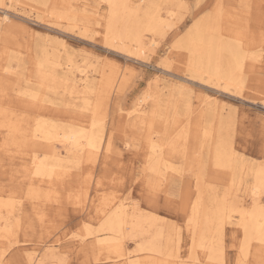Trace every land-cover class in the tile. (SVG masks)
Returning a JSON list of instances; mask_svg holds the SVG:
<instances>
[{
  "label": "rangeland",
  "instance_id": "rangeland-1",
  "mask_svg": "<svg viewBox=\"0 0 264 264\" xmlns=\"http://www.w3.org/2000/svg\"><path fill=\"white\" fill-rule=\"evenodd\" d=\"M133 1L142 4L143 15L148 0ZM151 2L162 15L166 14L168 9L175 8L170 0ZM185 4V8L180 11L175 9L178 11L176 15L167 17L170 28L166 26L163 36H156L157 43L149 44L143 51L139 50L138 55V48L131 43H127L126 47L132 49V54L105 45V29L109 16L106 0H6L4 7L15 6L21 12L14 9L8 11L10 20L4 22V25L12 26L8 34L10 40L6 43V48L4 47L8 51L3 54L0 51V79L3 81L0 86V204H9L1 209L4 216L1 214L0 217V264H33L39 258L42 264H94L95 257L100 255L104 261L102 264H110L113 262V254L99 253L93 242L96 236L88 233H96L99 225L101 228L98 208H101L103 203H119L121 200H127L126 203L140 206L144 211L158 216L162 228H167L164 230L166 237L172 227L175 242H172L173 245L170 243L166 250V253H172V262L179 259L180 262L191 264L189 259L192 250L197 252L198 264L206 260L211 262L207 252L202 254L207 248L192 245L193 233L189 224L193 200L198 196L196 173L199 171L200 157L203 158V185L208 191L210 208L216 209L223 200L226 201H223L227 207L226 211H229L230 206L235 209L240 206H252L253 195L250 189L253 177L250 167H264V0H185ZM217 7L221 10L217 18L220 23L216 20L213 25L217 27V23L221 24L222 30L215 34L216 37L224 44L228 42L227 45L250 55L240 69L243 71L239 70V82L228 88L224 87L223 80L216 84L215 81L207 79L208 77L200 80L192 76L188 70L187 53L174 46L196 21L217 13ZM3 11L4 9H0V15ZM64 12L67 14L64 15ZM88 13L89 15H86ZM143 33L148 41L151 35ZM238 34L245 38H240ZM66 52L79 65L92 71L91 77L97 85L89 92L90 96L85 95V100L89 101L90 109L95 108L99 124L104 128V143L92 161L85 158L71 160L65 148L57 143L56 150L66 161H62L63 166L59 169L63 168L65 172L56 179L53 188L46 183H40L42 188H39L37 184L30 182L31 179L37 180L32 173L33 161L34 157H37V160L45 157L47 148L43 144L42 148L33 143L32 133L36 122L45 119L61 127L71 126L72 121L78 120L79 113L69 107V87H60L57 81L49 76L44 84L41 79L38 80L40 74L37 61L46 57L58 60L57 54L60 53L62 58L59 59L64 63ZM134 53L137 55L134 56ZM16 57L23 59L22 66H19ZM64 67L65 64L58 66V71L61 72ZM77 72L78 70L73 69L72 76L78 83L80 78ZM110 73L118 80L113 86L108 84V81L113 79L109 76ZM27 85L28 91L38 92L39 96L34 101L38 106H35L24 92H20ZM183 89L185 91H181ZM160 91L163 98L158 95ZM73 95L76 96L74 93ZM150 95L159 101L160 109L154 106L152 97H148ZM160 97L162 102L157 99ZM74 100L81 101L78 98ZM40 104L45 109L41 110ZM136 104L144 111V115H141L144 118L142 121L141 117H136ZM99 107H102L103 111ZM203 110V113H206L202 124L207 126L209 133L204 136L203 125L201 131H197L192 125L186 142L180 140L179 132L189 126L187 119L195 121L199 115L198 111ZM164 112L169 113L170 118L179 117L180 120L176 124L179 127H175L176 130L172 129V124L170 126L166 123L169 116L164 115ZM219 115L222 116L221 120ZM153 123L158 126H153ZM14 125L18 127L17 131L12 129L11 126ZM12 136L17 138L16 141ZM169 138L174 140L173 143L180 140V147L174 151L175 154H164L166 163L173 165L175 169H163L165 178L158 181L160 188L154 192L149 184L156 180L147 169L149 154L152 152L151 141L164 145L162 148L166 149ZM219 138L229 139L227 141L232 143L236 155L247 161L242 172L236 176L238 178H234L230 169L227 168V171L226 167L209 163L212 161L209 158V149ZM205 139H208L209 143L205 142ZM108 141L111 143V151L107 154L105 148ZM201 142H205V145L203 150L201 148L202 154H198ZM226 187L231 188V191ZM32 193H35V196ZM262 195L264 198V194ZM221 196L222 198L217 200ZM236 200L239 202L236 203ZM233 212L236 213L235 216ZM232 213L231 218L224 224V252L218 256L215 254L214 263L264 264L262 244L254 241L250 251L247 254L244 252L245 236L240 225V214H237L236 210ZM124 232L125 250L131 252L134 258H139L141 254L135 251L138 242L132 240L130 228L126 227ZM216 243L214 238L212 244ZM30 256L34 258L33 261H30Z\"/></svg>",
  "mask_w": 264,
  "mask_h": 264
},
{
  "label": "bare ground",
  "instance_id": "bare-ground-1",
  "mask_svg": "<svg viewBox=\"0 0 264 264\" xmlns=\"http://www.w3.org/2000/svg\"><path fill=\"white\" fill-rule=\"evenodd\" d=\"M10 1H12V0H10ZM106 2L109 5V16H108V20L106 23V29H105L106 30V39H107L105 42L106 43L105 45L108 44V46H111L114 48H119L120 50H122L124 52L132 54L133 53L131 51L132 49H128V47H126L127 43H131L136 48H138V50H137L138 55H139V52H138L139 50L143 51L146 49V47H148L149 44L155 45L157 43L156 36H163V34L165 32V30H164L165 27L169 25V23L166 20L167 17H173L174 15H176V13H178V11L185 8V6H186L185 0H170L171 5L174 6L175 8H173L171 6L172 8L168 9L166 14L162 15L159 12V10H157L158 8L156 9L152 6L151 0L150 1L148 0L147 1L148 3L146 5V9L143 10V15H141L143 7H142V4H140V2H138V1H133V0H106ZM5 3H6V0H0V9H4L3 14L0 15V42H1L0 51H2V54L5 53L6 51H8V50H5L4 47L7 46L6 43H8V40H10L9 39L10 37L8 36V34L10 33V28H12V26L9 27L10 24L4 25V22L10 20L9 15L7 13H8V11L13 10V9L16 10L17 12L20 11L15 6L14 7H12V6L4 7ZM68 7H69V5H68ZM175 9L178 11H176ZM216 9H218L217 13L210 15L208 18L196 21L194 23V25H192V27L187 31V33L181 38V40L178 43H176L174 46H176L178 49H182L184 52L187 53L188 70L190 71L192 76H194V77H196V79L198 78L200 80L201 79L205 80V77L206 78L208 77L207 79L215 81L216 84H220L221 81L223 80L225 82L224 87L228 88L230 85L237 84V82H239L238 81L239 80V73L241 74V72L243 71V70L241 71L240 69L243 68L242 67L243 63L246 61L245 59L248 57L249 54L247 55L245 51H244L245 53H243L239 49H235V48L227 45L228 42L226 44H224L219 38L216 37L215 34H217L218 32L220 33L222 30L220 27L221 24L219 25L220 20L217 19L220 16L219 14L221 13V10L218 7ZM86 10L87 9L85 8V11ZM12 12H14V11H12ZM55 12H57V11H55ZM66 14H67V12H64V15H66ZM68 15H70V14H68ZM75 15H77V14H75ZM78 15H80V14H78ZM86 15H89V13ZM72 16H73V14H72ZM66 19H69V18H66ZM216 20L219 21V23H217L218 24L217 27L213 25L216 22ZM168 27L170 28V26H168ZM143 32H146V33L151 35V37L150 36L148 37L149 38L148 41H146V39H145L146 35ZM239 33H240V31H239ZM241 35H243V34L241 33ZM239 37H240V35H239ZM61 38H63V37H61ZM240 38L243 39L245 37H240ZM229 39H230V37H229ZM151 40H153V42ZM11 42H12V40H11ZM63 44H64V42H63ZM240 44H242V42H240ZM236 47H237V45H236ZM67 53L68 52L65 53V59H64L65 62L64 63H62L61 60L59 59V58H62V54H60V53L57 54L58 60H51L49 57H46V58H41L39 60V62L37 61L38 72L40 74V77L38 80L41 79L42 84H44L45 80L49 76L52 80L57 81V84H59L60 87L63 85H64V87H66V89L69 87V89H70L68 92L70 95V102L68 101L70 103L69 107L71 109H73L74 112L79 113L78 120L76 119L77 122L74 119H72L75 122L72 121L71 126L61 127L57 124L50 123L48 120H45V119L38 120L36 122L37 124L34 127L33 133H32V136L34 138L33 143L34 144L37 143L39 146H41V144H43L44 147L47 148V150H46L47 155H45V157H42L39 160H37V157H34V161H33L34 169H33L32 173H33V176L36 177L37 180L34 181L33 179H31L30 182H31V184H37L39 188H42V185L40 183H42V184L46 183L47 186L55 185L56 179L58 180L59 177L61 175H63L62 172L63 171L65 172V170H63V168L59 169L60 167L63 166L62 161H65V159L63 160L59 151L56 150V144L57 143L65 148V151L69 156L68 158H70L71 160H74L75 158H85V159H88L91 161L96 158L95 156L101 150L102 144L104 143V137H105L104 136V128L99 124V119L97 118L95 108H94V110H93V108L90 109V107L88 106L89 101L85 100V98H86L85 95L88 94L90 96L89 92H91L92 90L95 89V87H96L95 85H97V83L95 81H93V79L91 77L92 71L87 69V67H83V66L79 65L78 62L74 61V59L70 55H67ZM135 53L133 54L134 56L137 55ZM252 55H253V53L251 54V56ZM16 58L19 62V66H22L23 65V59L20 57H16ZM63 64H65L66 67L62 68L61 72L58 71L57 67L61 66ZM73 69L78 70L77 73H79V78H80V79H78V83H77L75 77L72 76L73 75ZM239 70L241 72H239ZM6 72H8V71H6ZM112 74L109 76L112 77ZM124 74L126 75L127 73L125 72ZM113 76H114V74H113ZM107 77H108V75H107ZM243 77H242V79H243ZM101 80H102V78H101ZM117 82H118V80L113 78V79L108 81V84L110 83V85H112V84H115ZM2 83H3V81L0 79V86L2 85ZM181 84L183 86V83H181ZM212 84H214V83H212ZM241 86H244V85H241ZM178 88L179 87H177V89ZM237 88H238V86H237ZM23 89H25V90L23 91ZM159 90H158V92H159ZM161 91H163V90L161 89ZM161 91H160V93L157 92L158 95H160V96L162 95ZM173 91H170V92H173ZM181 91H185V90L183 89ZM232 91H234V90L232 89ZM20 92H22V93L24 92L28 97H30L31 100L30 99L29 100L33 101L32 103H34V101H36L37 97L39 96L38 92L28 91V85L26 86V88H22L20 90ZM186 92H188V90ZM73 93L76 94V96L75 95L72 96ZM169 94L173 95L172 93H169ZM42 95H45V94L42 93ZM171 95H168V96H171ZM184 95L186 96V94H184ZM148 97H152V95H150ZM161 97L163 98V96H161ZM161 97L157 98V99L161 100ZM208 97H210V96H208ZM74 98L75 99L78 98L82 102L81 101L76 102L74 100ZM111 98H112V96H111ZM169 98H171V97H169ZM44 99H45V96H44ZM152 100H153L154 106H156V108L160 109L161 106L158 103L159 101L155 100L154 96L152 97ZM204 100H202V103L204 102ZM110 102H109V104H110ZM160 102H162V100ZM166 102H169V101H166ZM101 103L102 102L100 101V104ZM198 103H200V102H198ZM141 104H143V103H141ZM34 105L38 106L35 103H34ZM136 105L137 106L134 109V111H136V117H141L140 120L142 121V119H144V118H142L141 115L142 114L144 115V113H142L144 111H142L143 109L139 104H136ZM40 106H41V110L45 109V107L42 106L41 104H40ZM99 106H101V105H99ZM111 106H112V104H111ZM199 106H200V104H199ZM206 107H205V109H206ZM210 107H209V109H210ZM99 108H101V111H103L102 107H99ZM158 109H156V110H158ZM202 109L203 108H201V110ZM191 111L192 110H190V112ZM215 111H217V110H215ZM198 112H199V115H198L197 119H194L195 121H193L191 116H189V117L192 120L187 119L188 124H189L188 128H185L182 130L180 129L181 130L179 132V138H181L180 140H185V142H186V140L189 136V133H190V127L192 125L194 126V129H196L197 131L202 130V125H203L202 124V118L205 117L206 112L203 113L204 110L198 111ZM164 113H165L164 115L169 114L166 112H164ZM208 113H210V112H208ZM215 113L217 114L218 112H215ZM101 114H102V112H101ZM175 115H176V113H175ZM101 117H103V115ZM176 117L177 118H174V117L170 118V116H169L166 119V123L168 122L169 125L172 124V126L170 125L172 127V129H175V127H179L176 124L179 122L180 119L178 116H176ZM218 118L221 120L222 116L219 115ZM104 120H106V119H104ZM171 121L175 124H173ZM203 121H205V120H203ZM211 122H213V121H211ZM157 123H159V122H157ZM157 123H156V125H154V123H153V126H158ZM164 123H165V120H164ZM164 123H163V125H164ZM215 125H216V123H215ZM209 126H210V123H209ZM11 127L14 131L18 130V127L15 125L11 126ZM146 127H148V126H146ZM159 127H160V125H159ZM156 129H157V127H156ZM223 129H225L224 126H223ZM223 129H222V131H223ZM215 130L217 131V129H215ZM203 131H204V136L209 133L206 125L204 126ZM106 133L107 132L105 131V135H106ZM16 134L17 133L15 132V135ZM196 134H197V132H196ZM222 137H224V136H222ZM12 138H13V136H12ZM13 139L15 140L17 138H13ZM180 140H178L176 143H173L174 140L170 139V141L168 142L169 145L167 144L168 148H166V149L162 148V146H164V145H157L153 142V140L151 141V151L152 152L149 154V162H148L147 169L150 170L149 172H150V175L152 176V178L156 180V182L152 181V183L149 184V186L151 187V189L154 192L158 191V189L160 188L158 186L159 185L158 181H160V180L162 181V179L165 178L163 169L164 168H165V170L167 168L171 169V170L175 169L173 167V165H171V164L168 165L166 163V161L164 159V154L166 152L167 153H174V151L177 150V147L178 148L180 147V146H178V142ZM227 140H229V139H227ZM227 140L219 138L217 143L215 145H213V147L211 149H209V155H210L209 158H211V160H212V161H209V163L210 162L213 163V166L215 165V166H219V167H226L225 168L226 170H227V168L230 169L231 174H233L234 178H238L236 176H239V174L242 172L243 166H245L247 161L244 160L243 158H239L236 155L237 152L234 151L232 143L230 141H227ZM22 141H24V140H22ZM207 141L209 143V140L205 139V142H207ZM17 142H18V140H17ZM185 142H183V143H185ZM205 142H201L200 150H199L198 154L202 152L204 145H205ZM211 142H213L212 138H211ZM19 143H17V144H19ZM183 143H181V144H183ZM21 144L23 145V143H21ZM26 146H27V144H26ZM33 147H34V145L31 148L32 151H33ZM36 148H37V146H36ZM185 148H187V147H185ZM201 148H202V150H201ZM105 150L107 151V154L109 151H111L110 141H108ZM201 158L202 157L199 158V162H198L199 171L196 173L197 178H198V196L196 198H194L195 200H193L194 202H193L190 217H189V222H190L189 224L192 226V233H193L192 245L195 247L207 248V251L206 250L202 251V254L207 252V256H208L209 260L211 259V262L206 260V262L201 261V262H199V264H215L214 263V259H216L215 254L217 253V256H218L219 253L222 254L224 252V238H223L224 224L227 221V219L231 218V213L234 210L237 211V214L238 213L240 214V225H241L243 232H244L243 236H245L244 237L245 241L243 244L244 252L247 254L250 251V246L254 241L258 242L264 246V198H262L263 197L262 194H264V167L260 166V165L257 167L254 165L250 167V173L253 177V182H252L251 189H250V191L252 192V195H253V204L250 208H246V207L242 208L240 206V207H238V209H235V207L232 208L230 206V209L228 208L229 211H226L227 207L223 203V201H224L223 200L222 202L220 201L221 203L217 206L216 209H212V208H210V206L208 204L210 200H209L207 188H206V186L203 185L204 170L202 169L203 168V161H202L203 158L202 159ZM207 158H208V156H207ZM68 161H70V160L68 159ZM68 161H67V163H69ZM67 163H66V165H67ZM168 163H169V161H168ZM206 163H208V162H206ZM227 171H229V170H227ZM232 187H233V185H232ZM52 188H53V186H52ZM52 188H50V189L52 190ZM230 189H228V191H231ZM51 190L49 192H51ZM34 194L32 193V195H34ZM48 194H49V198H50L51 197L50 193H48ZM230 194L231 193H229V195L228 194L227 195L230 196ZM57 195H59V193ZM221 198H222V196L220 198H217V200H219ZM233 198H234V196H233ZM35 199H36V197H35ZM103 199H104V197H103ZM229 199H231V198H229ZM43 200H45V199H43ZM47 200H49V199L47 198ZM51 200H52V198H51ZM126 201L124 202L123 200H121V201H119V203L106 202V203L102 204L101 208H98V210H99L98 213L100 214L99 216L101 217V223H100L101 228L99 227L100 226L99 225V226H97V228L98 229L100 228V229L99 230L97 229L96 233L95 232L94 233L89 232L88 234H93L94 236H96L95 237L96 239L93 242L95 243L96 248L99 251V253L111 254V255L113 254V256H112L113 262H111L110 264H143L144 262H146V264H171V263L172 264H187L186 262H180L179 259H178V261L176 259L175 261L172 262L170 260L172 253H166L167 247L170 245V243L172 244V242L174 241L173 240V234L174 233L172 234V232H174V231H172V229H171L172 227L170 228L171 232L169 233V231H168L169 234L166 237L164 235V230H166L167 228L166 229L162 228L161 223H160L161 220L158 216H156L155 214H153L151 212L144 211V209H142L140 206L131 205L130 203H126ZM224 202H226V201H224ZM238 202L239 201L236 200V203H238ZM8 205H9L8 203L0 204V217L2 214L1 213L2 207L4 208ZM234 206H235V204H234ZM236 206H238V205H236ZM7 208H5V209H7ZM228 212H230V213H228ZM234 213L235 212H233L232 214H234ZM235 214H234V216H235ZM2 216H4V214H2ZM103 217H105V218H103ZM7 219H9V218H7ZM166 223L168 224V221H166ZM126 227L130 228V236H131L132 240L134 239L136 242H138L137 249H135V251L139 252L141 254V256L139 258H134V256L131 255L132 253L126 251L124 246H123V237L125 236L124 229ZM87 228H88V226H87ZM100 232H102V234H97ZM1 233H0V235H1ZM214 238L217 241V243L215 245L212 244L214 242ZM163 239H164V241H163ZM178 246H180V245H178ZM260 248H263V247H260ZM168 251H170V250H168ZM143 253H145L146 256ZM143 255L145 258L143 257ZM107 257H108V255H107ZM95 258L96 259H94L95 260L94 264H102L103 258L101 257V255L97 256ZM108 258H110V257H108ZM198 259H199V257L197 256L196 250H194V251L192 250L191 256L189 259V260H191V264H198L197 263ZM33 260H34V258L30 256V261H33ZM181 261H183V260H181ZM33 264H42V260L39 258V260L38 261L35 260V262Z\"/></svg>",
  "mask_w": 264,
  "mask_h": 264
},
{
  "label": "snow or ice",
  "instance_id": "snow-or-ice-1",
  "mask_svg": "<svg viewBox=\"0 0 264 264\" xmlns=\"http://www.w3.org/2000/svg\"><path fill=\"white\" fill-rule=\"evenodd\" d=\"M149 195H151V194L149 193Z\"/></svg>",
  "mask_w": 264,
  "mask_h": 264
}]
</instances>
